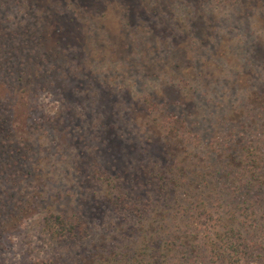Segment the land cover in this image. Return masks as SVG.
<instances>
[{
  "label": "rangeland",
  "instance_id": "1",
  "mask_svg": "<svg viewBox=\"0 0 264 264\" xmlns=\"http://www.w3.org/2000/svg\"><path fill=\"white\" fill-rule=\"evenodd\" d=\"M0 27L40 43L39 62L14 80L0 78V113L17 104L7 129L32 149L20 168L29 176L20 177L15 192L26 211L1 242V264H42L76 253L43 229L41 201L69 194L59 206L67 211L72 197L100 193L107 185L94 176L97 166L117 174L131 194H152L150 218L164 207L173 211L178 188L169 198L142 186L151 176L153 185L175 177L161 162L174 153L167 132L193 129L202 152L218 135L223 148L228 133H240L244 96L258 90L263 76L250 73L264 69V0H0ZM247 113V121L264 124L261 108ZM9 188L0 181V198ZM118 207L110 204L101 217L85 205L91 233L84 242L66 240L79 247L111 233Z\"/></svg>",
  "mask_w": 264,
  "mask_h": 264
},
{
  "label": "trees",
  "instance_id": "2",
  "mask_svg": "<svg viewBox=\"0 0 264 264\" xmlns=\"http://www.w3.org/2000/svg\"><path fill=\"white\" fill-rule=\"evenodd\" d=\"M63 13L68 14L64 10ZM28 29L31 31L30 27ZM0 36H3L0 38V78L14 80L25 65L40 61L37 37L24 39L1 32ZM30 46L35 50H30ZM15 55L17 64H14ZM257 58L253 56L251 63ZM258 68L254 66L250 73L252 77L263 73L258 90L253 89L244 96L246 105L236 115L237 119L244 118L239 125L241 131L237 136L234 131L228 133L223 148L217 147L218 135L202 146V152L200 133L194 134L193 129H189L185 134L180 126L167 132L174 153H167L168 157L163 156L161 162L169 170L165 174L172 172L175 177L163 176V184L153 185L151 176L152 182L146 180L142 186L165 195L178 188L172 197L175 200L173 211L171 207H164V211H156L150 218L153 201L147 199L152 194H131L117 174H107L97 166L94 176L106 182L107 188L103 187L106 191L102 188L100 193L84 195L78 200L72 197L74 207L67 211L59 206L69 194L55 195L50 202L41 201L46 213L43 229L52 239L65 240L61 243L67 249L78 248L72 257L60 256L54 262L42 264H264V124H257L255 117L254 121L251 117L246 119L247 110L252 106L264 111V69L255 71ZM4 86L8 90L13 88L12 84L3 83ZM15 105L10 103L12 113H16ZM10 111L0 113V181H7L10 186L9 194L2 191L4 198H0V253L4 237L26 211L15 192L20 194L19 186L29 176V173L23 175L20 168L25 167L32 151L28 142L16 140L8 131L7 123L13 120L9 117ZM181 124H185L184 121ZM247 132L252 138L248 141ZM103 137L104 134L102 140ZM166 150L169 152V147L166 146ZM113 203L120 206L114 231L99 233L97 239L79 247L66 240L71 236L84 242L91 233L82 213L85 205L98 209L92 216L104 217Z\"/></svg>",
  "mask_w": 264,
  "mask_h": 264
}]
</instances>
